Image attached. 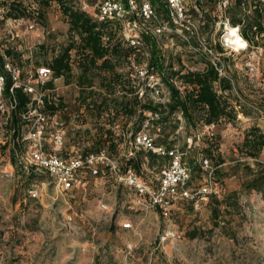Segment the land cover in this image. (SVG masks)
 I'll return each mask as SVG.
<instances>
[{"label":"rangeland","instance_id":"rangeland-1","mask_svg":"<svg viewBox=\"0 0 264 264\" xmlns=\"http://www.w3.org/2000/svg\"><path fill=\"white\" fill-rule=\"evenodd\" d=\"M3 1L0 54L6 50L13 53L12 58L25 74L23 79L32 81L41 101L31 97L32 117H22L16 129L10 122L11 112L0 111V264H264V148L257 158L240 151L251 128L264 132V33L253 44L247 42V50L237 49L230 43L234 27L228 20L235 15L246 25V18L254 16L251 0L231 13L227 8L237 0H179L186 20L183 26L173 18L170 0L165 9L169 15L154 5L155 17L143 19L140 9L144 1L136 0V8L128 16L137 23L139 32L156 39L166 77L172 67L183 68L184 72L202 71L206 62H215L222 68L221 76L232 84L231 91L222 92L233 114L231 120L199 125L194 130L181 114L174 116L177 130L168 141L170 148L183 154L192 188L197 191L208 184L211 193L195 204L180 202L170 220L164 219L159 210L139 204L134 192L111 175L89 176L87 187L64 192L52 178L34 174L23 164L21 153L27 146L21 140L36 125L33 116L37 112L47 116L45 143L49 150L56 147L59 133L63 145L58 153L82 155L105 149L122 168L133 149L138 126L136 118L120 117L112 123L116 113L113 103L110 112L99 120L94 111L80 109L83 91L78 84L81 73L75 57L70 80L55 79L54 89L43 90L53 75L37 79L36 69L49 68L53 56L68 43L69 25L57 4L47 10L44 23L36 16L4 20ZM76 1L95 19L104 0ZM24 2L32 11L38 7L36 0ZM261 4L264 22V0ZM150 50L144 42L139 44L118 72L135 90L134 95L166 104L170 91L164 76L149 71ZM93 91L98 102L106 96L98 78ZM121 95L118 86L110 98L116 100ZM45 98L61 102V109L54 115L46 112ZM145 115L148 119L139 132L167 148L160 142L161 126L153 124L157 117ZM106 130L114 133L115 147L106 141ZM134 156L139 173L155 185L160 172L170 164V158L152 157L144 150ZM254 179L259 190L249 186ZM31 190L37 191V198L30 197ZM126 223L132 225L130 229L123 228ZM194 231L198 235L191 238Z\"/></svg>","mask_w":264,"mask_h":264},{"label":"trees","instance_id":"trees-1","mask_svg":"<svg viewBox=\"0 0 264 264\" xmlns=\"http://www.w3.org/2000/svg\"><path fill=\"white\" fill-rule=\"evenodd\" d=\"M122 1L127 5L128 0ZM149 1L152 6H159L163 12L169 15V12L165 10L168 5L167 0L165 2L163 0ZM247 2L248 0H237L234 6H228L227 11L231 13L234 9L245 6ZM251 2L254 16L246 18V25H244L242 18H237L235 15L228 17L229 23L234 28L238 27L240 29L241 37L249 44H253L255 38L264 33L263 4H261V0H251ZM36 4L38 7L35 11H32L31 7L27 6L24 0H4L1 6L6 10L4 20L29 19L36 16L38 22L44 23L47 10L54 4L58 5L63 17L66 19L69 25L68 43L61 46L60 51L47 64L53 76L52 80L42 86L43 90L54 89L55 79L64 78L68 81L70 80L72 62L74 61L73 57H75L81 73L78 78V84L83 91L80 96V109L85 108L88 113L94 111L97 113V120H99L104 113L110 112L111 104L113 103L116 105V113L112 117V123L120 117L126 119L136 118L138 126L136 134L142 129L143 122L148 119L145 114L150 113L157 117V119H153V124L161 126L163 135L160 136V142L167 144V148L171 147L168 141L174 137L177 130L176 120H174L176 114H181L187 125L194 130L199 125L212 126L225 119L231 120L233 117L232 112L229 110V102L222 94V92L231 91L232 84L228 79L220 76L217 68L212 63L206 62V67L202 71L184 72L183 68L174 70L172 67L171 73L166 77L164 75V61L160 53L157 52L156 39L149 33L139 32L141 36L139 44L144 42L151 49L150 58L148 59L149 71H154L164 76L163 82L170 91V100L166 104H155L152 100L144 101L142 98H139V94L134 95L135 90L127 86L124 75L118 72V68L128 61L138 48V45H131L125 42L121 34L122 28L119 24L97 21L76 0H36ZM12 55L13 53L10 50H6L4 55L0 54L1 73H5L3 66L7 61L20 66L12 58ZM24 75L23 73L22 78ZM95 78L99 79L100 89L106 91V96L101 102L94 99V96L97 94L93 91ZM177 84H180V86ZM12 85L13 81L8 77L6 84V95L8 96L10 95ZM118 86L122 89V95L116 98V100H112L110 95L116 92ZM181 87L183 90H181ZM128 94L132 95V97L129 98ZM14 96L16 107L11 111L10 122L16 129L22 121L23 115L29 112L30 105L34 104V102L31 96L24 93L22 89H15ZM88 99H91L90 103L87 102ZM43 103L45 111L51 115L56 114L61 109V102L57 104L45 98ZM105 135L106 141H109V146L115 147L114 133L111 130H106ZM156 146L163 145L156 144ZM263 148L264 132L257 127L251 128L245 137L240 151L244 152L248 157L257 158ZM102 151H105V149L87 152L81 156L98 154ZM141 151L143 150L139 149L137 152L135 151V154H140ZM204 151L208 152V150ZM105 152L109 157H113L110 151ZM146 152L152 157H161L157 154H151V151ZM59 155L65 158L75 156L61 153ZM134 157L127 158L125 168H120L122 171L133 169L141 175L139 167L138 169L135 167ZM11 161L14 164V157H12ZM30 171L34 174H43L34 170ZM249 186L256 190L260 189L257 186V179L252 180ZM181 202L183 204H192L185 200ZM179 204L180 202L177 205ZM197 235L198 233L194 231L191 234V238H195Z\"/></svg>","mask_w":264,"mask_h":264},{"label":"built area","instance_id":"built-area-1","mask_svg":"<svg viewBox=\"0 0 264 264\" xmlns=\"http://www.w3.org/2000/svg\"><path fill=\"white\" fill-rule=\"evenodd\" d=\"M141 15L145 19L155 17L153 6L149 0H143ZM173 7L172 16L174 20L182 24L186 22L183 7L179 0H170ZM136 0H128L127 5L122 0H104L99 6L96 20L99 22H115L122 28L121 34L126 43L139 45V27L135 21L128 20V16L134 12ZM161 32V30H158ZM206 52L214 55L212 50L205 48ZM222 75V68L219 64L212 63ZM4 72H0V111L11 112L16 107L14 96L15 89H22L29 96H34V101H41L38 92L32 85V81L22 78L23 71L20 66L7 61L4 63ZM35 78L43 80L49 77L52 72L45 67L36 69ZM13 81L10 95H6L7 78ZM33 101V100H32ZM33 101V102H34ZM24 118H31V111L23 115ZM36 125L32 128L22 142L26 143V149L21 154L23 164L30 170L48 175L53 179L57 188L64 192L79 191L89 184V176L111 177L117 182L132 190L139 204L146 208L159 210L164 219L170 220L172 210L183 200L192 204L205 199L211 193L209 185H203L197 191L191 185V172L183 162V154L175 148L156 146L153 139L144 132L137 133L133 138V149L130 150L127 158L135 155L134 149L151 151L161 157L170 158V164L164 168L157 179V184L153 181H146L133 169L122 171L119 164L112 160L105 151L98 154H88L86 156L75 155L72 157H62L58 151L62 149L63 139L58 133L55 137L53 151L46 146L47 116L42 112H37L33 116ZM208 164V160H205ZM30 197L37 198L36 190L29 191ZM131 224L126 223L123 228L130 229Z\"/></svg>","mask_w":264,"mask_h":264},{"label":"bare ground","instance_id":"bare-ground-1","mask_svg":"<svg viewBox=\"0 0 264 264\" xmlns=\"http://www.w3.org/2000/svg\"><path fill=\"white\" fill-rule=\"evenodd\" d=\"M229 31V30H228ZM239 30L237 28L231 29L232 38L230 39V43L237 49H246L247 50V42L240 36ZM230 35V34H229ZM230 35V36H231ZM229 43V44H230ZM230 46V45H229ZM232 47V46H231Z\"/></svg>","mask_w":264,"mask_h":264}]
</instances>
